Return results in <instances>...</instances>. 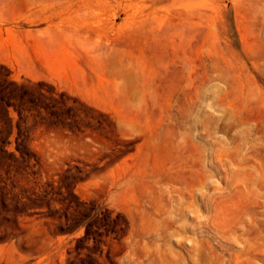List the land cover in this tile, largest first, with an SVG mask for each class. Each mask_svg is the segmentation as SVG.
<instances>
[{
  "label": "rangeland",
  "instance_id": "rangeland-1",
  "mask_svg": "<svg viewBox=\"0 0 264 264\" xmlns=\"http://www.w3.org/2000/svg\"><path fill=\"white\" fill-rule=\"evenodd\" d=\"M0 66V264H264V0H0Z\"/></svg>",
  "mask_w": 264,
  "mask_h": 264
},
{
  "label": "trees",
  "instance_id": "trees-1",
  "mask_svg": "<svg viewBox=\"0 0 264 264\" xmlns=\"http://www.w3.org/2000/svg\"><path fill=\"white\" fill-rule=\"evenodd\" d=\"M5 68L0 66V166L4 163L3 161H21L27 162L28 160V149L26 144L22 141L15 143V151L8 152L7 148L10 145L9 138L13 131L12 118L10 116V109L19 115L21 113L22 100L27 91V85L24 83L17 84L8 77ZM3 120V121H2ZM15 129L18 132V127L15 125ZM7 164L6 166H8Z\"/></svg>",
  "mask_w": 264,
  "mask_h": 264
}]
</instances>
